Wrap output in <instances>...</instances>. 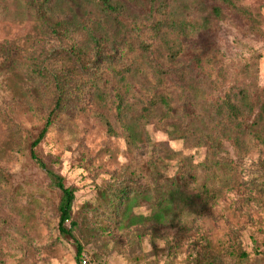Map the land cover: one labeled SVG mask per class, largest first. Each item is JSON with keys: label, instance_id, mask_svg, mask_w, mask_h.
<instances>
[{"label": "rangeland", "instance_id": "374dc122", "mask_svg": "<svg viewBox=\"0 0 264 264\" xmlns=\"http://www.w3.org/2000/svg\"><path fill=\"white\" fill-rule=\"evenodd\" d=\"M240 1L256 14L260 25L252 26L222 5L214 31L210 36H195V46L213 43L223 56L228 79L255 60L257 83L264 87V0ZM215 4L221 3L204 0L195 15L209 14ZM59 45L65 46L42 32L28 0H0V264H78V244L99 264H264L261 145L254 143L246 155H239L228 143L221 145V155L232 159L235 168L225 166L216 172L211 183L222 195L208 214L189 225L119 229L97 208L99 186L113 174L136 171L146 186L156 185L158 179L150 176L152 156L160 166L165 165L159 168L162 185L174 182L178 193L189 195L202 191V163L208 150L187 144L178 132L187 125L171 118L147 124L149 137L136 147L124 137L107 133L93 109L49 131L35 153L75 189L72 219L76 226L72 236L60 233L57 207L61 192L29 149L45 122L46 95L31 94L30 101L25 96L32 90L26 76L31 56L56 71L61 66L50 52ZM12 51L17 65L3 69ZM12 123L19 127L22 140L12 133ZM156 207L144 200L134 213L150 216Z\"/></svg>", "mask_w": 264, "mask_h": 264}, {"label": "trees", "instance_id": "16d2710c", "mask_svg": "<svg viewBox=\"0 0 264 264\" xmlns=\"http://www.w3.org/2000/svg\"><path fill=\"white\" fill-rule=\"evenodd\" d=\"M218 1L221 4L211 5L209 14L195 15L204 0H28L42 32L65 44L50 52L61 66L56 71L31 56L26 76L32 90L25 92L27 101L31 94L46 95L45 122L29 149L61 192L57 210L62 235L72 236L76 226L75 189L49 170L35 149L52 128H63L78 114L93 109L107 133L124 137L134 147L149 137L150 122L183 121L187 127L179 128L181 138L208 150L202 163V191L196 195H180L174 182L162 185L159 168L165 165L160 166L154 156L150 176L158 179L156 185L146 186L136 171L113 174L100 185L97 208L119 229L191 224L208 214L222 195L211 183L216 172L235 165L221 155V145L230 144L239 155L249 153L254 143L264 147V87L257 83L255 60L228 79L223 56L214 44L195 46V36L214 31L222 5L252 26L260 25L240 0ZM14 53L3 69L17 65ZM203 71L207 75H197ZM9 126L22 140L19 127ZM144 200L157 205L150 216L134 213ZM83 251L78 244V264Z\"/></svg>", "mask_w": 264, "mask_h": 264}, {"label": "built area", "instance_id": "2783aa9c", "mask_svg": "<svg viewBox=\"0 0 264 264\" xmlns=\"http://www.w3.org/2000/svg\"><path fill=\"white\" fill-rule=\"evenodd\" d=\"M79 264H99L98 261L88 253L87 251H83V253L80 256Z\"/></svg>", "mask_w": 264, "mask_h": 264}]
</instances>
